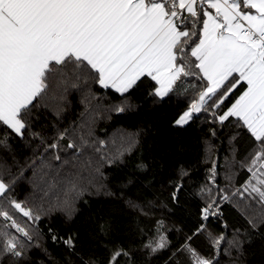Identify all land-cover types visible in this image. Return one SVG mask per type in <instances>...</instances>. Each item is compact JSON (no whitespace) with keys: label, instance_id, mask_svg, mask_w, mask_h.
<instances>
[{"label":"snow or ice","instance_id":"obj_1","mask_svg":"<svg viewBox=\"0 0 264 264\" xmlns=\"http://www.w3.org/2000/svg\"><path fill=\"white\" fill-rule=\"evenodd\" d=\"M93 85L124 98L114 106L116 112L131 107L127 96L143 85L154 102L175 96L186 103L174 127L183 128L202 114L210 116L213 124L231 127L234 123L230 142L246 134L256 146L250 161L242 165L251 176L242 185L243 192L237 189L233 195L247 193L264 209V0H0V148L10 147L13 136L39 137L31 131L33 118L36 110L47 107L46 100L58 94L62 99L69 87L91 93ZM241 86H245L241 94L228 102ZM211 131L215 136L216 130ZM67 132L59 133L45 151L60 149ZM41 143H45L42 137ZM87 144L81 136L79 145L69 142L65 147L73 150L74 161ZM54 158L61 160L59 154ZM68 164L72 161L64 160L61 167ZM209 171V180L214 181L215 164ZM178 175L182 180L189 173L181 166ZM22 176L23 170L13 177L10 167L0 164V218L10 222L4 229L20 233L0 230V264H24L33 247V235L17 222L15 213L40 220L15 195ZM77 176L69 171L63 178L68 206L70 194L78 189ZM55 187L56 182L48 191L42 189L41 199ZM182 187V183L173 185V203L178 202ZM201 191L211 193L207 186ZM219 209L220 201L209 195L203 220L218 216ZM100 227L109 231L107 225ZM206 230L201 223L177 249L188 252L193 264H213L189 243ZM58 239L75 250L74 237L52 235L53 241ZM222 239L214 238V244L218 246ZM230 243L239 247L241 242ZM145 247L152 252L163 249L165 237ZM123 258L130 260V252L116 246L108 264H120Z\"/></svg>","mask_w":264,"mask_h":264},{"label":"trees","instance_id":"obj_2","mask_svg":"<svg viewBox=\"0 0 264 264\" xmlns=\"http://www.w3.org/2000/svg\"><path fill=\"white\" fill-rule=\"evenodd\" d=\"M123 100L98 85L92 86L91 93L69 87L62 99L58 94L45 101L47 107L36 110L31 131L39 137L13 136L10 147L0 148V164L10 167L13 177L23 170L16 197L40 216L34 222L20 213L14 215L33 235V247L24 264H108L116 246L130 252V260L123 258L120 264H193L188 252L177 249L201 223L207 230L189 242L200 256L213 259V264H264V209L248 199L247 193L244 197L233 195L237 189L243 192L242 185L251 176L242 165L250 161L255 142L246 134L230 142L235 124H213L207 114L183 128L174 127L173 121L186 103L175 96L154 102L143 85L127 96L131 107L114 111ZM65 129L68 132L60 141L61 148L45 151ZM81 136L88 144L73 161V150L65 146L69 142L79 145ZM57 154L60 161L54 158ZM64 160L75 167H61ZM213 164L216 175L210 181ZM181 166L189 173L182 180L178 175ZM69 171L78 174L74 177L78 189L70 194L71 206L65 204L62 190ZM54 182L56 187L41 199V190L48 191ZM176 183L183 187L178 202L173 203L170 193ZM203 186L211 193L202 192ZM209 195L220 201V214L205 221L202 209ZM225 195L230 199L221 200ZM5 223L10 222L0 218V230L20 236L15 229H4ZM101 225L109 226V231L102 232ZM54 234L74 237L75 250H69L62 240L53 241ZM160 236L165 237V248L152 252L145 247L149 243L155 246ZM220 236L223 239L217 246L214 238ZM237 239L239 247L230 243Z\"/></svg>","mask_w":264,"mask_h":264},{"label":"rangeland","instance_id":"obj_3","mask_svg":"<svg viewBox=\"0 0 264 264\" xmlns=\"http://www.w3.org/2000/svg\"><path fill=\"white\" fill-rule=\"evenodd\" d=\"M232 242V241H231Z\"/></svg>","mask_w":264,"mask_h":264}]
</instances>
